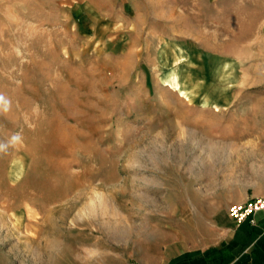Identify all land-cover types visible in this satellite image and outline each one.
Listing matches in <instances>:
<instances>
[{"label":"rangeland","instance_id":"obj_1","mask_svg":"<svg viewBox=\"0 0 264 264\" xmlns=\"http://www.w3.org/2000/svg\"><path fill=\"white\" fill-rule=\"evenodd\" d=\"M0 97V264H141L264 195V0H0Z\"/></svg>","mask_w":264,"mask_h":264},{"label":"crops","instance_id":"obj_2","mask_svg":"<svg viewBox=\"0 0 264 264\" xmlns=\"http://www.w3.org/2000/svg\"><path fill=\"white\" fill-rule=\"evenodd\" d=\"M173 223L160 250L144 254L141 264H264V211L241 224L230 216L200 227L184 217Z\"/></svg>","mask_w":264,"mask_h":264},{"label":"built area","instance_id":"obj_3","mask_svg":"<svg viewBox=\"0 0 264 264\" xmlns=\"http://www.w3.org/2000/svg\"><path fill=\"white\" fill-rule=\"evenodd\" d=\"M264 211V195L256 196L239 204H233L229 208V216L237 223L241 224L248 219L254 222L257 213Z\"/></svg>","mask_w":264,"mask_h":264},{"label":"bare ground","instance_id":"obj_4","mask_svg":"<svg viewBox=\"0 0 264 264\" xmlns=\"http://www.w3.org/2000/svg\"><path fill=\"white\" fill-rule=\"evenodd\" d=\"M167 79L164 80V82L168 81L169 83V87L170 89L172 88H176V90H178V92L180 93V95L182 97H185L187 98L188 100H191L192 97H191V91H189L188 88L184 87L182 85V82H181V79H180V76L179 74L177 73V71H175L174 73L172 74H168V76H166ZM206 105L207 104H211L210 100L208 98H206L205 102H204ZM205 105V106H206ZM215 109L216 110H220V107L216 104L214 105Z\"/></svg>","mask_w":264,"mask_h":264},{"label":"clouds","instance_id":"obj_5","mask_svg":"<svg viewBox=\"0 0 264 264\" xmlns=\"http://www.w3.org/2000/svg\"><path fill=\"white\" fill-rule=\"evenodd\" d=\"M0 99H2V97H0Z\"/></svg>","mask_w":264,"mask_h":264}]
</instances>
